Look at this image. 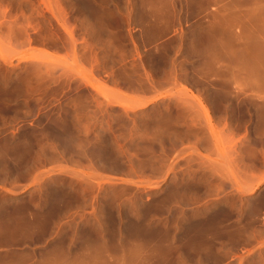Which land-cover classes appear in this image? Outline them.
Masks as SVG:
<instances>
[{
  "label": "rangeland",
  "instance_id": "obj_1",
  "mask_svg": "<svg viewBox=\"0 0 264 264\" xmlns=\"http://www.w3.org/2000/svg\"><path fill=\"white\" fill-rule=\"evenodd\" d=\"M0 264H264V0H0Z\"/></svg>",
  "mask_w": 264,
  "mask_h": 264
}]
</instances>
